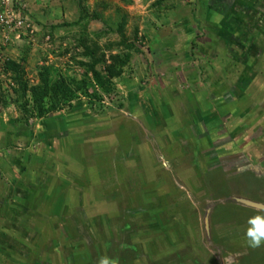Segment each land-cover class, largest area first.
<instances>
[{
  "label": "rangeland",
  "instance_id": "374dc122",
  "mask_svg": "<svg viewBox=\"0 0 264 264\" xmlns=\"http://www.w3.org/2000/svg\"><path fill=\"white\" fill-rule=\"evenodd\" d=\"M47 1L40 0L41 8L34 13L29 12L26 1L21 12L28 19V28L18 39L15 34L0 32V98L7 102L5 107L0 105V115L9 117L11 113L16 117L11 120L14 124L34 126L25 137L5 141L6 136L5 147L0 145V264H60L66 254L51 244L59 234L57 219L72 225L66 220L70 214L87 227L78 225L85 237L86 232L94 237V228H103L91 222L99 215L112 218L121 235L128 230L140 234L130 243L133 251L116 253L117 264H264V244L253 249L245 237L248 219L264 217V212L235 200L264 205V173H260L264 172V30L249 35L253 38L251 53L258 59L243 68L253 79L243 86L235 110L215 112L213 119L199 122L198 138L188 128L193 125L191 114L186 108L184 113L182 97L176 95L184 87L182 77L164 79L165 72L161 64L159 67L160 61H165V68L173 75L180 73L181 67L183 76L196 72V53L188 50V65L178 40L179 33L187 28L196 33L191 13L195 0H61L54 16L43 12ZM5 37L9 39L5 41ZM225 49L232 51L231 47ZM8 60L21 66L23 98L16 97L19 86L14 74L5 70ZM176 63H180L178 68ZM115 70L121 71L120 77L112 78L109 89L102 90L96 76L104 82ZM44 73L49 75L48 83L56 82L66 97H73L59 104L60 111L47 113L43 116L46 120H41L35 110L41 102L35 100V94ZM49 103L44 100L42 105ZM64 120L85 134L86 148H82L84 156L79 164L70 159L76 151L62 155L48 145V137ZM66 133L59 132L61 137ZM24 152H30L29 159ZM97 165L108 172L118 166L119 178L122 169L126 173L133 169L130 182L136 186L132 194L140 197L141 190H152L151 195L144 196L141 207L155 215L154 220L135 215L134 220L129 218L130 226L115 220L117 212L134 207L126 204L122 194L110 192L111 180L102 177ZM63 180L68 184L67 193L63 188L64 195H52ZM124 182L120 180V185ZM37 183L47 190L41 199L44 204L36 211L44 222L35 224L26 218L36 212L16 204L9 207L8 203L12 197L26 198L27 205L34 203L38 195L31 191ZM158 189L160 196L153 192ZM49 196L65 198L73 205L78 198L82 209H66L62 215H54V208L47 204ZM156 202L160 206L154 207ZM29 223L39 231L40 253L44 255L40 259L35 257V241L31 240L36 233L21 230L20 234L25 225L32 227ZM115 230L112 227V232ZM89 251L91 261L87 264H100L96 253ZM103 255L112 260L111 251ZM74 261H79L78 257Z\"/></svg>",
  "mask_w": 264,
  "mask_h": 264
},
{
  "label": "crops",
  "instance_id": "0c3cea01",
  "mask_svg": "<svg viewBox=\"0 0 264 264\" xmlns=\"http://www.w3.org/2000/svg\"><path fill=\"white\" fill-rule=\"evenodd\" d=\"M39 1L40 0H27L29 12L31 11V13H34L36 10H38L37 8H41V6H38L42 5V3L39 4ZM194 2L192 1L193 5L191 7V13H193L196 33L190 32L191 30L187 28L185 31L179 33L178 40L182 41L181 49L183 50L181 53H183L182 57H185V61H187L188 65V50L193 54L196 53V72L193 71V77L183 76V67H181L180 73L173 75L171 74L172 72L170 73L167 70L168 67L165 68L167 66V63H163L165 61H160L159 67L161 64L160 69L162 70L163 68L162 72H165L164 79H168L171 77H182L181 81L182 86L184 87L183 89H181V91H176V95L182 97L181 103L183 104L182 109L184 113L186 108L188 113L191 114L193 125L191 127H188L190 128L189 130L194 131L199 138V122L205 123L206 118L213 119L215 112L216 114L223 111L233 113L237 106V104L235 103L236 100L240 99L244 91V87L248 86L249 81L253 79L250 77L251 74H248L243 70V68L246 67L248 63L252 64L253 62H255L254 59L257 58L251 53V50H254V47H252L250 43L251 41H253V38L249 35H259L262 33V30H264V0H195ZM58 3L60 4L61 0H50L44 7H42L46 10L43 12H46V14H48L49 16H54V11L56 10ZM59 7L61 8V6ZM36 18H38V15H36ZM33 20L35 21V19ZM186 40H190V42H186ZM226 46L231 47L232 51H228L227 49H225ZM238 57H241V64L238 60ZM192 63L193 61L191 60L190 65ZM178 64L180 63L174 64L175 68H178ZM181 64H183V62H181ZM160 77L162 79L163 73H161ZM200 99H204L205 101L202 102ZM201 104H205V107L201 106ZM200 108H205V110H201ZM211 110L213 111L210 113ZM157 112L159 113V110ZM53 116H55V113H53ZM15 118L16 117H12L11 113L9 114V117H7V115L5 117L0 115V145H3V148L5 147L4 137L9 136L6 137L5 141H8V139L11 141L12 139H14L13 141H15V139L19 136L25 137L30 128L34 129V126L21 127L19 126L21 124H14L15 121L11 120ZM43 119L45 118H41V120ZM50 120L51 119L47 121ZM59 125V128L56 126L57 128L54 130V133L51 134V137H48V145L55 147L62 155L69 156L68 153L71 149L76 151L77 153H71L70 159L79 164L83 158L82 156H84V153L82 155V148L83 146L84 148H86L84 145L86 142H84V140L82 139V137L85 138V134L82 133L83 130H81V128L74 129L69 127L70 124L65 120ZM207 127L208 126H206V128ZM48 129H52V125L49 123ZM66 130L68 131V133L70 131V134L66 133L61 137L59 132H65ZM12 133L13 136H11ZM204 136L205 134L202 133V137ZM89 141L90 140H87V143ZM24 153L29 159L30 152ZM101 164L102 162L99 163L100 166ZM99 165H97L96 167L98 171L101 172L102 177H104V179L111 180L110 192H113L117 195L122 194L126 204H130L131 206L133 205V207L135 208H132L133 210L129 211L124 210L123 213L117 212L115 220L123 221L122 225L125 226H130L131 223L129 222V218L134 220L135 215H142L143 220L151 219L153 221L155 215L150 213V211L148 210L147 213H145L146 209H143V207H141L142 203H144L145 201V199L141 198L143 190L140 191V193H142L140 197H135L132 194L135 192L133 191V188L136 186L135 185L134 187H132V182H130L133 179V174H131L133 169H131L132 171H129L130 173L127 172L129 174L124 172V170L122 169L123 173L121 174V178H119V174L117 173L118 166L113 169V171L108 172V170L99 167ZM107 175H113V177H107ZM137 177L139 178L140 176L137 175ZM120 180H123V182L125 180H128V182H124L126 185L123 184L121 186ZM67 185V181L63 180L61 186H57L53 189L52 195H64L63 193H67ZM143 187H145V185ZM41 188H43L42 185H38L37 183L34 191L30 190L32 193L38 195L34 203L27 205L25 204L26 198L21 197L20 200H15V197H12V200L8 203V206L12 207L15 204L21 205L22 207L32 209L35 213L36 211H38L40 205L44 204L41 199L46 196V192H44V190L47 189L45 187V189ZM63 188H65V192L62 191ZM104 193H106V191ZM77 200L78 198H76L75 200L77 205H73V203L71 204V202H67V204L65 202V198H57L56 200L55 198H51V196H49V198H47V204L48 207L54 208L52 209L54 215L59 216L62 215V210L66 211V209H72L73 211H76L77 209L81 211L82 208L80 209L79 207L80 201L78 200V202ZM5 207H7V205H5ZM2 208L3 203L1 202L0 209ZM102 210L103 209H101V211ZM36 214L37 212L35 213V216ZM35 216L27 217L26 219L28 220L29 218L30 222L38 224V222L41 220L40 216ZM57 220L58 222H60V226H58L59 234L56 240H52L53 244H51V246L52 248H55V246L58 247L61 253L66 254V258H64V260L60 262V264H67L68 262V264H87V261L90 260L91 257L89 250L96 253L95 259H97L98 262L101 260L102 256H104V252L107 253L108 251H111L112 260H116L118 263L120 262L118 260L119 254L116 255V253L122 252L124 254V252L129 249L133 251L135 247H133V244V246H131L130 243L136 242L138 240V236H140V234L136 235L134 233H129V230L126 231V229L123 230L128 234L121 235L122 233H120L119 228L117 227V225L115 226L116 222L114 223V220L106 215H99L91 220L94 227H97L98 224L103 227L94 228L96 231L94 232L97 233V235L94 236L95 238L90 233L88 236L87 232V237H85V235H83L78 228V225H80V223H83L74 218V216H72L71 214L66 217V220H70L72 225H63L62 222L64 221V219L62 218ZM41 222H44V220H41ZM33 223H29L32 224V227H28L27 225H25L26 229L24 227L21 228L20 231L25 230L36 233V236L31 240L32 242L35 241V246L33 247L36 248L35 253L37 255L35 257L40 259L44 256L40 253L42 252L41 249L43 247L41 246V244H39V231L38 229H34ZM83 226L85 229L87 228L84 224ZM112 227L113 230L116 229L115 232H112ZM22 231L20 232V234H22ZM100 231H105V233H100ZM109 238H111V240H109ZM32 242L31 246L34 245L32 244ZM75 247H79V249H75ZM102 247H104L105 250ZM75 257H78L79 261L75 262ZM46 258L50 259L51 257L50 255H47ZM52 263L53 262H47V264Z\"/></svg>",
  "mask_w": 264,
  "mask_h": 264
},
{
  "label": "trees",
  "instance_id": "16d2710c",
  "mask_svg": "<svg viewBox=\"0 0 264 264\" xmlns=\"http://www.w3.org/2000/svg\"><path fill=\"white\" fill-rule=\"evenodd\" d=\"M128 60H129V58L126 60V63L128 62ZM5 70L14 74L13 79L19 86V89L17 91H15L16 97L23 98L24 93H25V90H24L25 84L23 82H21V79H20V77H21V66H19L14 61L8 60L5 63ZM111 70H113V68H111ZM120 73H121L120 70H115L114 72L111 71V73H108V79L106 78L104 80V82H102V81L100 82L99 78H101V77L98 78L96 76V79L98 80V86L102 90L109 89L111 79L120 77V75H121ZM41 76H42V80H43L42 86H41V88L38 89L39 91H37L35 94V96H36L35 100H38L39 102H41V104L37 105V107L35 109L37 118H43V116H45L47 113H50V112L60 111L61 108H59V104H61V102L66 103V101H68V99H71L73 97L71 94L69 95V97H66V94L62 93V91L58 85H57L58 86V88H57L56 82H55L56 84L55 83H48L49 82L48 73H44ZM55 88L57 89V91H54ZM32 90L36 91L35 88H33ZM50 93L52 96H50ZM44 100H47L48 102H50L47 107L42 105V102ZM14 102L16 103L18 101L14 100ZM52 103H55V107L53 106ZM0 105L5 107L7 105V102L3 101L2 98H0ZM25 122H27V121L24 120V124H25Z\"/></svg>",
  "mask_w": 264,
  "mask_h": 264
},
{
  "label": "built area",
  "instance_id": "2783aa9c",
  "mask_svg": "<svg viewBox=\"0 0 264 264\" xmlns=\"http://www.w3.org/2000/svg\"><path fill=\"white\" fill-rule=\"evenodd\" d=\"M27 0H0V32L19 38L27 31L28 19L22 16L21 10L26 8ZM9 37H5L7 41Z\"/></svg>",
  "mask_w": 264,
  "mask_h": 264
},
{
  "label": "clouds",
  "instance_id": "9594fccd",
  "mask_svg": "<svg viewBox=\"0 0 264 264\" xmlns=\"http://www.w3.org/2000/svg\"><path fill=\"white\" fill-rule=\"evenodd\" d=\"M248 224L250 225L247 228L245 237L248 246L255 249L264 244V217L262 216H253L248 219ZM100 264H117L116 260H109L107 257H104L100 260Z\"/></svg>",
  "mask_w": 264,
  "mask_h": 264
},
{
  "label": "water",
  "instance_id": "95a60500",
  "mask_svg": "<svg viewBox=\"0 0 264 264\" xmlns=\"http://www.w3.org/2000/svg\"><path fill=\"white\" fill-rule=\"evenodd\" d=\"M235 200L237 201L238 204H240L244 207L264 212V205L263 204L252 202L249 200H244V199H235Z\"/></svg>",
  "mask_w": 264,
  "mask_h": 264
},
{
  "label": "flooded vegetation",
  "instance_id": "af4514ba",
  "mask_svg": "<svg viewBox=\"0 0 264 264\" xmlns=\"http://www.w3.org/2000/svg\"><path fill=\"white\" fill-rule=\"evenodd\" d=\"M254 173H256V172H254ZM260 173L262 174V173H264V172H261L260 171ZM257 174V173H256ZM255 174V175H256ZM260 174V175H261ZM258 175V174H257ZM160 187V189H161V186H159ZM160 189H158L157 191H153V192H155V194L156 195H158V196H160L161 194L159 193V190ZM153 190H155V189H153ZM151 192H152V190L150 189V190H148V188L146 189V190H144V192H143V194H142V197L141 198H143V199H145V197L144 196H148V195H151ZM158 202L162 205V204H164L165 205V203H164V201H162V200H158ZM154 207H156V206H160L157 202L155 203V205H153ZM157 209H159V212H161V209L160 208H157ZM146 231L147 232H149V228L147 227V229H146ZM146 236H148V235H146ZM264 254V253H263ZM260 257H261V261H260V263H262V259H263V257L260 255ZM260 260V259H259Z\"/></svg>",
  "mask_w": 264,
  "mask_h": 264
}]
</instances>
